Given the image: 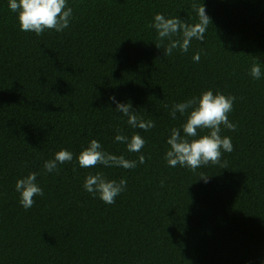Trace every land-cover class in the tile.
I'll return each instance as SVG.
<instances>
[{
  "label": "trees",
  "instance_id": "16d2710c",
  "mask_svg": "<svg viewBox=\"0 0 264 264\" xmlns=\"http://www.w3.org/2000/svg\"><path fill=\"white\" fill-rule=\"evenodd\" d=\"M202 3L211 20L203 42L165 56L155 15L194 24L192 5ZM67 4L69 27L38 36L0 0V264H264V0ZM209 89L236 97L228 115L236 130L220 133L234 150L195 171L169 166L167 139L172 128L183 134L187 118L173 119L172 106ZM117 102L155 127L132 128ZM118 131L140 134L144 147L129 152ZM92 139L137 167H80ZM61 149L72 161L47 172ZM31 172L44 195L26 210L15 183ZM97 172L127 180L114 204L84 189Z\"/></svg>",
  "mask_w": 264,
  "mask_h": 264
},
{
  "label": "clouds",
  "instance_id": "9594fccd",
  "mask_svg": "<svg viewBox=\"0 0 264 264\" xmlns=\"http://www.w3.org/2000/svg\"><path fill=\"white\" fill-rule=\"evenodd\" d=\"M9 8L18 14L20 29L25 32H34L41 35L45 30H55L63 32L69 27L72 18V8L68 6L67 0H9ZM192 7L198 13V22L188 24L178 17L166 18L163 14L157 13L154 22L150 27H154L158 33V39L168 43L163 46L164 55H171L174 49L187 52L191 46V41L195 38L203 42L208 26L211 24L205 7L193 4ZM179 37L174 39L173 37ZM158 48L161 44H156ZM195 62H199L200 53L193 56ZM251 76L260 79L262 72L258 62L251 66ZM115 100V96L110 97ZM236 97L225 95L221 92L213 93L212 90H205L199 97H192L184 102L175 103L170 115L176 119V114H187L186 122L182 125L183 134L180 128H172L171 135L167 139L170 149L166 152L165 159L169 166L188 167L195 171L205 165H217L221 163L224 152L231 153L234 150L230 137L222 136L221 126L235 131L236 124L229 120L228 115L232 112ZM124 116H127V123L132 128H139L145 131L155 127L152 120L140 118L130 103L117 102L116 109ZM206 130V131H205ZM204 134H201V133ZM115 140L127 143L129 152L139 153L146 141L138 133H134L131 139L117 132ZM73 153L66 149H61L55 153L54 159H49L44 163L47 172L59 171L58 165L70 162ZM139 163H145L144 155L138 157ZM78 162L82 168H94L97 165L106 167L119 166L125 169L137 167V161L126 159L123 155H114L103 150L101 143L97 139H92L89 145L78 155ZM226 163V162H225ZM208 175L201 174L200 178L207 180ZM37 173L31 172L26 177L17 179L15 190L20 194V203L27 210L34 203L37 195L43 196L42 188L37 184ZM163 183V181H161ZM84 189L93 194H99V198L105 204H114L116 197L126 190L127 180L121 178L116 180L106 179L102 172L94 175L89 174L83 184Z\"/></svg>",
  "mask_w": 264,
  "mask_h": 264
}]
</instances>
